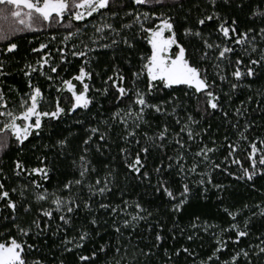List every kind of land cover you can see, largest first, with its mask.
<instances>
[{
  "label": "trees",
  "instance_id": "1",
  "mask_svg": "<svg viewBox=\"0 0 264 264\" xmlns=\"http://www.w3.org/2000/svg\"><path fill=\"white\" fill-rule=\"evenodd\" d=\"M5 7L14 9L13 5H0V8ZM257 9L264 10V0H231L230 3L218 0L215 7V11L229 21L237 19L238 31L255 29L250 35L256 36V53H250L252 44L238 46L230 40L226 41L215 30L216 20L196 25V18L202 12L213 11L209 0H182V6L178 0H164L163 7L137 5L132 0H124L119 6L112 5L81 21L71 19L67 13L60 23L37 20L33 29L10 37V42L18 45L12 53L3 51L7 42L0 43V61L4 63L3 69H0V92L4 96V101L0 102V111H20L21 100L27 99L30 92L29 80L43 92L40 104L42 110L49 109L57 96L61 97L63 107H69L67 98L71 94L66 90L57 92L56 89L61 79H70L78 74L81 66L91 73L90 77L85 78V82L90 85L89 95L95 97L88 109L81 108L69 114L56 123L51 131L45 124L39 136H31L24 142L22 150L9 133L10 147L0 152V167L4 169V174H0V182L5 184L6 190L17 189L14 193L10 191L11 198L17 202V209L13 214L10 209L0 208V241H7L11 235L35 245L30 250L28 259L39 258L44 264H59L60 260L64 264H84L78 257L91 256L93 251L97 252V256L91 259L90 264H201V261L205 264H225L226 261L232 264L231 256L240 249L249 250L251 264H264V255L258 254L259 247H264V217L259 215L257 207H264V172L260 171L264 166L259 165L258 159L262 153L256 154L257 175L253 180L248 181L246 177L241 179L243 169L252 171L249 157L251 142L255 141L258 148L264 149V145L257 140V137L264 139V69L257 66V76L241 79L242 87H230V83L237 82L231 75L235 60L238 57L243 59L242 71L248 65V54L244 50H249L254 59H258L260 51L264 50V39L259 34L264 23L259 15H251ZM129 11L141 14L163 12L173 17L177 39L185 46L186 57L205 70L209 80L216 81L214 90L220 95V109H209L206 114L205 97L195 93L187 85L163 87L158 84L147 95V100L150 104L160 105L162 110L156 112L154 109H146L144 122L135 129V135L127 136V132L135 127L132 119H129V127L125 128L123 123L112 118V113L122 109L121 115H124L128 105L134 100L135 88L138 87L141 91L146 89V72L139 77H133V73L138 72L144 63L142 55L151 54V46L144 38L147 33L142 31L134 16L125 15ZM112 12L117 15L112 16ZM5 23L0 21V24ZM157 23V17H150L144 22V27H155ZM104 24H112L117 31L104 27L97 32L96 29ZM124 25L128 27H123ZM189 26L198 27L210 43L222 45L227 42L234 48V52L228 54V59L218 60V52L205 49L200 38L183 35V29ZM69 32L74 35L69 37ZM125 38L130 39L134 46L125 44ZM113 41L116 43L113 44ZM41 44L46 47L41 49ZM175 50L177 49L173 46L172 51ZM74 51L84 52L85 56H73ZM61 55L66 57V61L60 60ZM43 59H48L49 63L41 66L37 61ZM52 66H58L57 73H50ZM25 73L30 75L26 76ZM120 74L125 77L123 86L133 90L122 102L114 100L116 91L110 83L107 85V96L96 92V89L106 86L105 81L109 76L119 82ZM48 75L55 79L49 81ZM220 75L227 76V79L220 80ZM73 82L77 84L78 90L82 87L79 82ZM237 109L240 110L239 113ZM189 114L196 123L188 120ZM4 119L0 117V123ZM186 125L192 130L191 138ZM165 126L167 133L164 138L157 139L155 143L145 138V134L148 137L156 136ZM91 128H98L99 131L93 134ZM101 135L104 136L103 140L100 139ZM89 136L92 139L85 145L84 141ZM65 137L67 143L63 148L56 145L58 139ZM161 143L163 147L159 146ZM146 145L149 152L146 156L141 153L145 163L142 171L149 175L140 177L127 167L126 160L131 162L140 148ZM122 148L128 149V153L121 152ZM207 148L213 149L206 153L207 159L203 154L197 155L201 149ZM81 156L85 157V161H81ZM177 156H181V159L177 160ZM17 159L23 161L29 171L17 175L19 170L14 169ZM82 163L88 168L84 177L80 176ZM169 164L172 167H168ZM193 164L196 165L194 172L190 171ZM215 164L220 167H214ZM35 167H47L49 178L45 180L39 173H31L30 169ZM157 168L160 169L159 172L155 171ZM201 179L205 181L203 185L198 183ZM32 180H37L42 189L46 188L49 194L56 193L69 204V198L75 200L79 208L72 204L74 211L69 214L56 211L51 203V196L47 200L36 201L35 194L42 189H36ZM75 180L82 182L79 185L73 183L70 190L63 188L65 183ZM97 180L100 181L99 184L96 183ZM161 183L177 196L185 183L189 185V198L180 212L172 207L176 201L163 190L156 191ZM213 185H221L222 188ZM98 188L106 190L100 193ZM205 188L207 192L202 195ZM21 189L25 193L23 197L20 195ZM86 201L91 205L90 209L84 207ZM137 202L142 205L141 209L135 207ZM101 204L109 207L101 208ZM244 205L248 207L245 208ZM26 207H29L28 211H25ZM41 208L53 210V217H44ZM112 208L117 211L113 212ZM225 209L239 210L235 220L227 215ZM253 213L257 215L253 216ZM62 214L70 217V224L66 225L59 219ZM137 214L144 219L124 225V220L131 221ZM38 217L41 220V230L31 224ZM93 218L97 220L96 224L91 223ZM246 219L249 221L247 229L244 228ZM193 223L197 224L196 228L192 227ZM230 223L239 224L249 235L236 241L234 230L221 232ZM45 224L48 225L47 228L44 227ZM16 225H31L32 231L28 236L22 237L17 233ZM117 228L120 229L119 232L116 231ZM83 230L90 233L83 246L75 248L69 244L67 247L73 250L65 251V237L69 240L78 238ZM157 234L162 237L159 241L156 240ZM189 236L192 237L191 240L188 239ZM218 236L224 240L226 247L221 248L216 257L209 261L208 257L219 246ZM101 246H104L103 252L99 251ZM184 248L189 251L184 252ZM177 249L181 250L179 254ZM25 251L29 250L26 248ZM238 259L240 264H246L243 256Z\"/></svg>",
  "mask_w": 264,
  "mask_h": 264
},
{
  "label": "snow or ice",
  "instance_id": "2",
  "mask_svg": "<svg viewBox=\"0 0 264 264\" xmlns=\"http://www.w3.org/2000/svg\"><path fill=\"white\" fill-rule=\"evenodd\" d=\"M132 2L137 5L152 4L160 7L164 6V0H132ZM178 2L182 6V0H178ZM230 2L231 0H225V3ZM122 3H124V0H0V5L14 6V9H8L7 7L0 8V21L6 22L5 24H0V43L7 42V45L3 48V51L12 53L18 48V45L16 43L10 42V37L16 33L33 29V24L37 20L43 22L60 23L65 19V14L67 13L71 17V19L81 21L84 20L85 17L91 16L93 13H97L104 9H109L112 5L119 6V4ZM209 3L213 7V11L210 13L202 12L201 15L196 18V25H205L208 21L216 20L217 27L215 30L222 34L226 41L230 40L232 44L238 46L244 43L252 44L250 53H256V36L250 35L255 32V29L248 28L243 32L238 31L239 23L237 19L233 18L229 21L227 18L222 17L218 11H215V7L218 5V0H209ZM111 14L112 16L117 15L116 12H112ZM125 15L134 16L135 21L140 24L142 31L144 33H147L144 38L151 46V54L142 55L141 59L144 61V63L142 64L138 72L133 73V77H139L141 74L146 72V89L144 91H141L138 87L135 88L133 92L134 100H132L128 105L127 112H125L124 115H121V112H123L122 109H117V111L112 113V118L123 123L125 128L129 127V119H132L135 127L127 132V136L135 135V129L141 126V122H144L146 109H154L156 112H160L162 110L160 105L150 104L147 100V95L151 93L158 84L162 85L163 87H171L173 85H187L189 89H194L195 93L203 95L205 97L204 112L206 114L208 113L209 109L217 110L221 108L220 95L214 90L216 81L209 80L206 71L201 69L200 67H197L194 63H191L189 58L186 57V48L177 39V33L174 28L172 16L167 15L163 12L157 13L155 11H153L151 14H149L148 12H144L143 14H141L138 12L129 11L126 12ZM251 15H259L261 17L262 23H264V10H254L251 12ZM150 17H157L158 23L155 25V27H144V22L149 20ZM71 19L69 20V23H71ZM104 27L112 29L113 31H117L113 28L112 24H104L101 28H97L96 31L100 32ZM123 27H128V25H124ZM166 32L168 33L167 35L165 34ZM259 34L261 38L264 39V27H261L259 29ZM68 35L69 37H71L72 35H74V33L69 32ZM183 35L185 37L200 38L205 49H214L218 52V60L228 59V54L234 52V48L229 46L227 42L222 45L218 43H210L208 39L204 37L203 33L198 27H185L183 29ZM112 43L115 44L116 41H113ZM124 43L129 47L134 46L133 42L128 38L124 39ZM108 46L109 45H102V47ZM173 46H175L177 50L172 51ZM45 47L46 45L44 44L40 45L41 49ZM85 47H87V45H85ZM33 51L37 50L33 49ZM61 51H63V49H61ZM244 51L246 52V54H248V65L245 66L244 70L242 71L241 66L244 64L243 59L238 57L235 60V67L231 75L236 78L237 82L230 83L231 89L242 87L243 85L240 84L241 79L257 76V66H260L261 69H264V50L260 51L258 59L252 58L249 50L245 49ZM72 55L85 56V53L74 51ZM204 56H207V52L204 53ZM60 60L64 62L66 61V57L61 55ZM228 62L232 63L231 60H229ZM37 63L41 64L42 66L48 64L49 60L43 59L42 61H37ZM3 67L4 63L0 61V69H3ZM217 67H219V65H217ZM32 70L36 71V69ZM57 72L58 66H52L50 68V73ZM25 75L27 76L30 74L25 73ZM90 76L91 73L86 71L84 66H81L78 70V74L72 76L70 79H61L56 90L57 92H64L66 90L71 94L67 98V103H69L70 106L67 108L63 107L60 102L61 97L57 96L55 102L50 106V108L45 110H42L40 106L41 101L43 100V92L41 88L39 86L33 85L29 80L30 92L27 94V99L21 100L20 111L18 113L10 110L0 111V117L5 118L4 121L0 123V134H3L0 135V152H4L10 147L9 133L11 134V137L14 138L16 144H18L22 150L24 142L27 141L29 137L39 136L43 132L45 124L49 126V130L51 131L56 123L67 117L69 114H72L76 110L81 108L88 109L90 104H92L95 100L94 96L89 95V83L85 82V78ZM47 79L49 81H53L55 78L52 75H48ZM124 79L125 77L122 74L119 75V82L112 76H109L107 78V81H105L106 86L103 89H96V92H98L101 96H107L109 92V87L107 85H109L110 83L115 87L116 91L114 100H120L122 102V99L127 98L129 93L133 91L123 86L122 82L124 81ZM219 79L222 81L226 80L227 76L220 75ZM73 81L79 82L82 87L78 90L77 84ZM248 87H250V85H248ZM249 99H251V97H249ZM3 101L4 96L3 93L0 92V102ZM137 105L139 107H135ZM4 107H7L6 102L4 103ZM237 112L239 113L240 110L237 109ZM225 115H227V113H225ZM125 117H128V119H125ZM188 120L192 123H196L191 114L188 115ZM105 123H107V121H105ZM184 130L185 129H181V131ZM90 131L95 134L99 131V129L91 128ZM187 131L189 137L191 138V136L193 135L191 128L187 127ZM166 133L167 126H165L163 131H159L156 136L148 137L147 134H145V138L155 143L157 139L164 138L166 136ZM91 139L92 137L89 136L88 139L84 141V144L87 145ZM100 139L103 140L104 136L101 135ZM245 139H247V137H245ZM257 140L261 145H264V139H260L259 137H257ZM66 143L67 137H65L64 139H58L56 141V145H59L61 148H63ZM137 143L139 144V141H137ZM159 146L163 147L164 145L163 143H161ZM45 147L48 146L45 145ZM234 147L235 146H233V148ZM250 148L251 151L249 153V157L252 161V171H249V169H243V176L241 177V179L246 177L248 181H252L253 177L257 175V152L262 153L258 159L259 165L264 166V149L258 148L255 141L251 142ZM85 151H87V148H85ZM120 151L126 154L128 153V149L126 148H122L120 149ZM211 151H213V149L211 148L201 149L200 152L197 153V155L203 154L205 155V159H207L206 153ZM148 152L149 147L146 145L140 148L139 152L135 154V157L133 160H131V162H127L126 160L127 167L131 169L132 172L138 173L140 177H147L149 175L148 172L142 171V169L145 167V163L142 161L141 156V153L146 156ZM80 159L81 161H85V157L83 156H81ZM169 159L171 160L172 158L169 157ZM176 159L180 160L181 156H177ZM168 167H172V165L169 164ZM214 167L219 168L220 165L215 164ZM14 169L19 170L16 172L17 175L22 172L29 171L25 167L23 161H21L20 159H17L14 162ZM181 170L183 171V168H181ZM195 170L196 165L193 164L190 171L194 172ZM48 171L49 170L47 167H35L30 169L31 173H39L45 180L49 178ZM87 171L88 168L86 164L82 163L80 176L84 177ZM155 171L159 172L160 169L157 168L155 169ZM260 171L264 172V167H262ZM0 174H4V169L2 167H0ZM81 182V180L68 181L63 185V188L70 190L73 183L79 185ZM31 183L35 186L36 189H42V185L38 183L37 180H32ZM96 183L99 184L100 181L97 180ZM105 183L107 184V179L105 180ZM198 183L203 185L205 181L201 179ZM24 187L27 188V185H25ZM89 187L91 190L92 186L90 185ZM213 187L222 188L221 185H213ZM97 190L100 193H104L106 188H98ZM161 190H163V192L173 201H176L172 205L173 209L176 212H180L182 210L190 194V188L187 183L183 185L182 191L178 194V196L174 195L173 191L169 187L164 186L163 183H161V187L156 188L157 192H160ZM10 191L14 193L17 192V189L12 188L11 190H6L5 184L3 182H0V202H3L2 205H0V208L4 210L10 209L14 214L17 209V202L11 198ZM206 192L207 189L205 188L202 195L206 194ZM20 195L22 197L25 195L23 189L20 190ZM49 196L52 197L51 203L55 206L56 211L66 212L69 214L73 213L74 208L71 205L75 204V200L69 198V200H71V204H69L64 200L63 197L56 195V193L49 194L46 188L42 189V191L36 192L35 200L38 202L44 201L47 200ZM75 207L79 208V204H75ZM84 207L86 209H90L91 205L86 201L84 203ZM100 207L107 208L109 206L101 204ZM135 207L137 209H141L142 205L137 202L135 204ZM244 207L247 208L248 205H244ZM257 207L259 208V215L264 217V207H260L259 205H257ZM28 210L29 207H26L25 211ZM40 211L46 218L51 219L53 217V210L41 208ZM112 211L115 212L117 211V209L112 208ZM225 212L229 217H232L233 220H235L239 210L229 211L228 209H225ZM149 215H151V213H149ZM255 215H257V213H253V216ZM59 219L66 225L70 224V217L67 215L62 214L59 216ZM137 219H144V217L137 214L136 216L132 217L131 221L124 220L123 223L125 226H127ZM196 219L199 220V217H196ZM91 223L96 224L97 220L93 218L91 220ZM31 224L35 225V228L37 230H41V220L39 219V217L32 220ZM248 226L249 221L246 219L244 228L247 229ZM44 227L47 228L48 225L45 224ZM192 227L196 228L197 224L193 223ZM229 229L234 230L236 241H239L241 237L249 235V232L246 230H242L241 226L237 223H230L227 228L221 229V232L227 233ZM16 231L20 236L26 237L32 231V227L31 225L28 227L16 225ZM116 231L119 232L120 229L117 228ZM205 231H207V228H205ZM53 235H56V233H53ZM89 236L90 233L87 230H83L80 232L78 238L69 240L67 237H65V240L63 241L65 245L64 250L67 252H71L73 250L72 248L67 247V245L69 244H72L75 248H81L84 241L88 239ZM161 239L162 237L157 234L156 240L159 241ZM188 239L191 240L192 237L189 236ZM77 240L79 241L78 243L76 242ZM217 243L219 246L213 251L212 256L208 257L209 261H211L213 257H216L217 252H219L221 248L226 247L224 240L219 236L217 237ZM34 247L35 245L27 244V242L23 239L18 240L16 237L9 235L7 241H0V264H44V262L39 258L31 260L28 259L29 252ZM26 248L29 251L26 252ZM104 250V246H101L99 249L100 252H103ZM180 251V249H177V254H179ZM183 251L187 253L189 250L187 248H184ZM258 254L264 255V247H259ZM96 256L97 252L93 251L91 253V256L80 255L78 259L79 261L84 262V264H90L91 259ZM241 256L246 258V264H251V254L249 250L246 249H240L231 256L230 259L232 264H240L238 258ZM59 264H64V261L60 260ZM201 264H205V262L201 261ZM225 264H228V262L226 261Z\"/></svg>",
  "mask_w": 264,
  "mask_h": 264
},
{
  "label": "rangeland",
  "instance_id": "3",
  "mask_svg": "<svg viewBox=\"0 0 264 264\" xmlns=\"http://www.w3.org/2000/svg\"><path fill=\"white\" fill-rule=\"evenodd\" d=\"M165 34L167 35L168 33L166 32Z\"/></svg>",
  "mask_w": 264,
  "mask_h": 264
}]
</instances>
